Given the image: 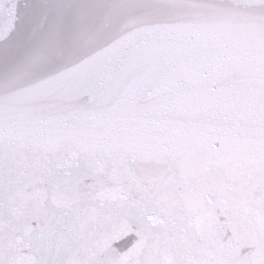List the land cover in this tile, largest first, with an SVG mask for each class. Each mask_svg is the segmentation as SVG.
Instances as JSON below:
<instances>
[{"label":"snow or ice","instance_id":"obj_1","mask_svg":"<svg viewBox=\"0 0 264 264\" xmlns=\"http://www.w3.org/2000/svg\"><path fill=\"white\" fill-rule=\"evenodd\" d=\"M0 264H264V0H0Z\"/></svg>","mask_w":264,"mask_h":264}]
</instances>
